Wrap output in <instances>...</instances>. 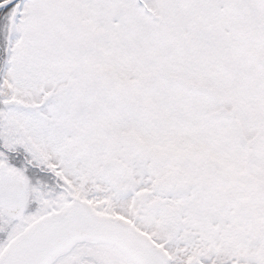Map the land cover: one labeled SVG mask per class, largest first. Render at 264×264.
Wrapping results in <instances>:
<instances>
[{
	"label": "snow or ice",
	"instance_id": "6c2138e0",
	"mask_svg": "<svg viewBox=\"0 0 264 264\" xmlns=\"http://www.w3.org/2000/svg\"><path fill=\"white\" fill-rule=\"evenodd\" d=\"M0 264H264V0H0Z\"/></svg>",
	"mask_w": 264,
	"mask_h": 264
}]
</instances>
